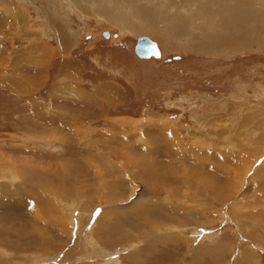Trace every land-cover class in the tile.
Here are the masks:
<instances>
[{"label": "rangeland", "instance_id": "rangeland-1", "mask_svg": "<svg viewBox=\"0 0 264 264\" xmlns=\"http://www.w3.org/2000/svg\"><path fill=\"white\" fill-rule=\"evenodd\" d=\"M0 264H264V0H0Z\"/></svg>", "mask_w": 264, "mask_h": 264}, {"label": "water", "instance_id": "water-1", "mask_svg": "<svg viewBox=\"0 0 264 264\" xmlns=\"http://www.w3.org/2000/svg\"><path fill=\"white\" fill-rule=\"evenodd\" d=\"M105 36H108L107 32H104ZM135 51L140 56H150L152 54L159 55L156 45L153 41L145 36H140L137 39V43L135 45Z\"/></svg>", "mask_w": 264, "mask_h": 264}, {"label": "bare ground", "instance_id": "bare-ground-1", "mask_svg": "<svg viewBox=\"0 0 264 264\" xmlns=\"http://www.w3.org/2000/svg\"><path fill=\"white\" fill-rule=\"evenodd\" d=\"M130 2H131V1H130ZM221 4H222V3H221ZM234 4H235V3H234ZM224 6H225V4H224ZM236 6H238V4H237ZM236 6H235V7H236ZM225 7H227V6H225ZM232 7H233V6H231V10H230L229 12H230L231 14L234 15V13H235L234 11H235V10L233 11V8H235V7H233V8H232ZM238 8H239V7H238ZM235 9H237V8H235ZM223 10H224V9H222L221 11H223ZM228 10H229V9H228ZM224 11H225V10H224ZM244 12H245V11H244ZM223 13H224V12H223ZM236 13H237V12H236ZM238 13H239V12H238ZM238 13H237V14H238ZM224 14H226V13H224ZM139 16H140V15H139ZM221 16H222V15H221ZM133 17H134V16H133ZM229 17H230V15H229ZM240 17H241V16H240ZM244 17H246V16H244ZM214 18H215V17H214ZM225 20H226V18H225ZM222 21H223V20H222ZM227 21H228V19H227ZM227 21H225V22H227ZM183 22H184V21H183ZM185 22H186V20H185ZM237 22H238V21H237ZM227 23H228V22H227ZM222 24H223V23H222ZM223 25H225V23H224ZM227 26H228V25H227ZM227 26H226V27H227ZM221 27H222V26H221ZM177 28H178V27H177ZM223 29H224V27H223ZM226 29H227V28H226ZM227 30H228V29H227ZM227 30H226V31H227ZM108 36H109V35H108ZM145 37H146V36H145ZM147 38H148V37H147ZM149 39H150V38H149ZM227 39H228V38H227ZM229 39H230V38H229ZM229 39H228V40H229ZM150 40H151V39H150ZM151 41H152V40H151ZM155 45H156V44H155ZM156 48H157V46H156ZM157 50H158V48H157ZM135 53H136V51H135ZM158 53H159V52H158ZM136 55H137V56H140V55H138L137 53H136ZM155 56H156V55H155ZM140 57H141V58H147V57H149V56H146V57H144V56H140ZM50 176H51V175H50ZM50 178H51V177H50ZM53 179H54V178H53ZM51 182H52V181H51ZM45 183H46V182H45ZM29 224H30V223H29ZM32 227H33V225H32ZM34 229H35V228H34ZM30 230H31V229H30ZM18 236H19V235H17V237H18ZM19 237H20V236H19ZM17 239H18V238H17ZM36 240H37V239H36ZM41 241H42V240H41ZM14 242H15V241H14ZM43 242H44V241H43ZM33 243L36 244V243H38V241H34ZM51 243H52V242H51ZM18 244H19V243H18ZM22 244H23V243H22ZM27 244H28V243H27ZM38 244L40 245L41 242H39ZM38 244H37V245H38ZM42 244H44V243H42ZM13 246H14V244H13ZM15 246H16V248L19 247V245H17V244H16ZM22 246H23V245H22ZM44 246H47L46 242H45ZM20 247H21V246H20ZM38 247H39V246H38ZM42 248H43V247H42ZM42 248H41V249H42ZM19 249H20V248H19Z\"/></svg>", "mask_w": 264, "mask_h": 264}]
</instances>
